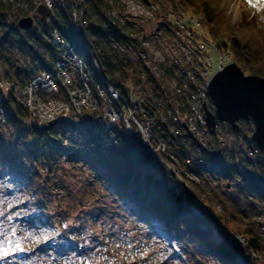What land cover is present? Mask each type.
I'll use <instances>...</instances> for the list:
<instances>
[{
  "label": "trees",
  "instance_id": "obj_1",
  "mask_svg": "<svg viewBox=\"0 0 264 264\" xmlns=\"http://www.w3.org/2000/svg\"><path fill=\"white\" fill-rule=\"evenodd\" d=\"M41 1L0 0V26H5L3 18L12 11L17 15V20L24 16L23 10L16 5H25L33 10ZM179 1L200 16L204 34L218 54L227 55V61L233 60L245 74L264 78V6L250 7L245 4L248 8V13H245L243 5H240L237 18L230 23L225 7L221 6L222 0ZM61 5L68 10L73 6L78 8L77 2L54 1L53 8L58 14L51 12L48 22L42 24L43 32L52 34L58 40V46L63 43L76 47ZM78 10V17L84 24L82 35L93 47L102 72L110 79L130 80L131 76L124 68L127 59L117 47V43L122 42L110 24L113 16H109L105 1L83 0ZM17 30L14 26L9 27L5 38L0 41V48L12 38L25 55L32 58L33 71H49L53 61L49 65L51 59L47 61L38 54L35 43L38 36L34 34L30 37L29 34L25 35L26 32L19 34ZM33 71L21 73L18 70L10 76L1 63L0 79L22 87L35 75H31ZM0 97L5 119L4 124L0 125V162L10 177V194L22 203L21 209L28 214L22 224V231L28 236V245L41 247L44 242L48 246L58 245L63 252L73 253L80 250L79 246L86 249L83 252L90 251L92 242H100L93 229L100 224L104 213L98 207L99 202L93 197V192L86 202L81 199L87 206L81 204L78 213L73 216H69L67 208L61 205L65 199L57 198L71 195L65 178L67 174L81 173L85 176V188L97 187L103 195L110 194L119 201V205L135 213L150 231L161 237L166 244L169 260L183 262L182 256L191 254L199 258L211 257L220 264H264V242L247 210V207L254 208L253 202H260L256 212L264 214L263 150L253 153L259 154L254 155V161L245 160L247 166H255L260 171L258 175L240 169L230 146L202 151L207 157L206 163L199 165L193 159L189 162L191 166L188 165V171L210 178L223 177L233 186V191L227 192L226 185L223 191L216 189V199L201 183L191 181L193 196L190 198L186 189L180 185L179 190L175 183L172 184L169 179L172 175L155 164L149 153L140 146L135 131L126 135L120 126L105 128L104 120L97 123V118H103L100 110L99 113L86 111L76 116V124H72L76 134L71 136L64 129L65 124L55 127L33 124L31 121H36L35 117L18 105L11 93L0 92ZM243 123L246 121H242L236 131L227 130L246 146V150L253 152L254 145L248 139L251 133L244 132ZM248 124L252 125L251 122ZM77 134L83 136L87 146L83 147ZM10 135L15 137L14 142L24 151L27 173L12 167L13 158L5 149ZM217 202L221 203V209L213 217L207 206L213 208ZM47 208L50 216L38 213ZM217 220L242 234L245 249L221 233L215 226ZM78 257H83L82 253ZM60 258L63 262L71 263L66 256L61 255Z\"/></svg>",
  "mask_w": 264,
  "mask_h": 264
},
{
  "label": "rangeland",
  "instance_id": "obj_2",
  "mask_svg": "<svg viewBox=\"0 0 264 264\" xmlns=\"http://www.w3.org/2000/svg\"><path fill=\"white\" fill-rule=\"evenodd\" d=\"M58 1V0H55ZM73 2H82L83 0H70ZM106 6L108 7L109 16H114L117 11L121 14H126V19L128 21L134 22L132 25H129V32L122 27L117 26L120 29L121 36L124 39V43L128 46V51L126 52L127 58H132V64H136V67L143 66L148 68L154 76V79H157V71L154 66L158 65L160 67L162 64L166 65L165 55L169 56V63L172 65H176V63L182 61V55L186 54V51L183 47L179 46L181 42V37L184 38L194 34V32L198 34H202L208 41L209 39L205 36L204 31L201 27L200 16L195 15L190 9H187L179 0H104ZM44 5L43 3H39L38 5ZM72 4V3H70ZM248 3L245 0H222L221 6L225 7L226 14L230 18V23H233L239 14L240 5H243L245 13H248L247 6ZM253 4L257 7L264 6V2L262 0H253ZM37 5V6H38ZM52 5V6H51ZM50 6L44 5L48 10L52 13L58 14V11L53 8V0L51 1ZM76 5V6H77ZM15 6V5H14ZM37 6L33 9H35ZM71 6V5H70ZM17 8L22 9L24 12V16H29L33 20V24L30 30H17L22 34V32H26L25 35L38 36V42L36 41V48L38 54L46 59L48 64L50 65L53 59L57 56L59 52V46L57 44L58 40L54 39L52 34L48 35L43 32V27L41 22L39 21V15L37 12L31 13L25 12V5L18 6ZM75 6L70 7L69 9H73ZM78 7V6H77ZM29 10V8H28ZM27 11V10H26ZM190 16H193L198 20L199 25L196 29L194 25L193 33H178L177 24L178 21H186L185 24L188 26V19ZM17 15L15 12H11L9 15L3 18L4 27L0 26V41L5 38V32L9 29V27H16ZM48 22V20H47ZM160 22H165L169 29L162 28L158 30V24ZM168 22H171L168 24ZM41 25V26H40ZM127 29V27H126ZM27 31L29 33H27ZM194 37V36H193ZM199 37V36H198ZM202 40V37L200 38ZM135 40H139L141 42L142 51L139 46L135 44ZM8 42L0 48V64L2 63L3 68L10 76L14 74V72L21 70V73H29L32 70V58L30 56L25 55L23 50L18 47L16 42L11 38L7 40ZM210 42V41H209ZM190 53L191 50H188L187 53ZM132 55V57H130ZM221 54L212 53L213 57V67L210 69L209 73L211 76L216 72L217 68L214 66V63H217L218 57ZM224 55V54H222ZM134 56V57H133ZM151 59V60H149ZM145 61V64H142L140 61ZM154 60V61H153ZM233 61V60H232ZM139 63V64H138ZM154 63V64H153ZM52 66V65H51ZM72 68V67H71ZM71 70V69H70ZM144 71V69L142 70ZM72 73V72H69ZM38 74V72L33 71L31 75ZM143 74V73H140ZM245 74V73H244ZM248 75V74H245ZM145 75L141 78V80L145 79ZM73 88V87H72ZM148 90V89H147ZM151 90V89H150ZM148 90V91H150ZM154 93V91H152ZM74 94V92H72ZM44 95L48 96H56V98H61V101H66V97L62 96L58 89L48 88ZM209 110V108H206ZM39 111L40 108L37 107ZM99 112L104 116L105 110L103 105L99 103L95 110L87 111V112ZM86 112V110H82L81 114ZM98 112V113H99ZM210 112L213 113L211 110ZM204 118V116H203ZM66 120V119H65ZM104 119L102 116L97 118L95 121L100 123ZM33 124L39 125L38 122L32 120ZM65 123V122H64ZM241 122L238 123V127ZM249 121L242 124L243 130L245 133H251L252 125H249ZM4 124L3 121L0 120V125ZM76 124V123H75ZM114 126V125H113ZM107 124L105 123V128ZM227 124H223L222 122H217V128H215L216 134L207 136H202L200 139H196L197 143L191 144V156L192 160L198 161V164H205L207 161V157H205L198 149L199 147H206V149L217 150L218 147L230 146L231 149L234 150L233 157L236 159V162L240 164V169L242 171L248 172L253 175H258L260 171L256 169L255 166H247L245 160L254 161L256 157L250 150H246V146L242 145L239 139H236L234 135H231L227 132ZM69 129V128H68ZM68 135H75V129L71 128L69 131L65 129ZM13 135V131L11 132ZM126 134V132L124 131ZM190 133H186V137L191 140L192 136H188ZM12 135L10 140L6 142V151L8 155L10 154L13 158V168L19 170L20 172L27 173V169L25 168L26 158L24 156V151L21 147L14 142L15 137ZM130 135V134H126ZM191 135V134H190ZM201 135V134H198ZM80 138L83 147L87 146L86 140H84L83 136L77 134ZM139 139V136H138ZM216 139V140H215ZM219 142L217 143L216 141ZM235 141V142H234ZM140 146L147 151L146 147H143L140 143ZM103 145V142H101ZM198 145V146H197ZM104 148V147H103ZM228 151V149H227ZM148 152V151H147ZM229 154V152H228ZM176 155V154H175ZM91 156V154L89 155ZM150 156V154H149ZM151 158V156H150ZM155 158V157H154ZM182 168L180 169V175H182V179L184 183L181 182V179L174 177V174L171 173L167 168L158 165L155 161L158 159H152L155 164L166 169L173 177L170 176V182L172 184L175 183V186L179 190H181L182 185L186 191L189 193V197L192 196V191L190 189V182L201 183L204 188L207 189V192L211 197L216 198L215 191L216 189L224 190V186L226 185L228 188H225L227 192L232 193L233 186L227 183V180L223 177L210 178L205 175H198L197 173L190 172L188 165L191 166V163H184L178 157ZM201 160V162H199ZM158 161V160H157ZM160 161V160H159ZM194 162V161H193ZM65 178H67L68 188L71 190V195H66V197L58 196L57 198L65 199L64 202L61 203L62 207L67 208V213L69 216H73L78 213V210L81 208V204L85 205L87 201V197L91 196L93 192V197L96 198L99 202L98 207L103 210V216L100 224L93 229L95 233H97L100 238V242L94 244L92 242V250L83 252L86 250L85 248H79L77 252H63L58 245H50L45 244L44 242L41 244V247H44L45 251L41 249L40 245L30 246L27 241V233L22 231V224L28 218V214L21 209L22 203L15 199L13 194H10V177L8 172L3 168L2 163L0 162V264H68L67 261L63 262L61 260V255L66 256L68 261H71L70 264H220L216 260L211 257H196L193 255H183L182 261H172L169 260L167 251H165L166 244L164 240L159 237L155 232L150 231L149 228L143 224L140 217H138L135 213L127 211L121 205H119V201L116 198L107 194H102L100 188L87 187L83 184L85 182L84 174H67ZM66 180V179H65ZM83 188V196L81 195L80 189ZM82 196V197H81ZM196 198V197H195ZM84 199L85 202H83ZM217 199V198H216ZM80 200V201H79ZM44 202V201H42ZM200 203V201H198ZM82 205V207H83ZM203 207L204 203L201 204ZM87 206V205H85ZM260 206V202H253V209L247 207V210L252 214L251 217L255 222L256 227H258V234L262 241L264 242L263 231L261 232L258 224V213L256 212L257 208ZM212 212L213 217L216 216V213L221 209V203L217 202V204L210 208L207 206ZM71 209V210H70ZM70 210V211H69ZM69 211V212H68ZM44 216H50L48 214V208L46 210H42L38 212ZM50 213V212H49ZM24 214V215H23ZM211 215V216H212ZM257 220V221H256ZM28 222V220H27ZM41 222V221H39ZM26 223V222H25ZM30 223V222H28ZM42 223V222H41ZM215 226L218 227L224 225V223L220 222V220L215 221ZM218 224V225H217ZM38 225V224H37ZM39 227V226H38ZM228 226H226L227 228ZM229 228V227H228ZM231 228V227H230ZM232 229V228H231ZM42 231L41 229H38ZM221 230V229H220ZM219 230V231H220ZM221 232V231H220ZM223 235L224 233L221 232ZM242 234L240 232H234ZM31 234V233H29ZM226 236V235H225ZM233 243L236 238H231L230 236H226ZM239 237V236H238ZM243 237V236H242ZM241 239V238H240ZM244 239V237H243ZM242 239V241H243ZM245 240V239H244ZM239 244L241 248L245 249V242L242 243L241 240ZM40 247V248H39ZM56 253L61 255H56ZM82 253L83 257H78V254ZM27 254V256H26ZM252 256L259 259L254 254ZM80 258V259H79ZM262 261V260H261ZM264 263V261H262Z\"/></svg>",
  "mask_w": 264,
  "mask_h": 264
},
{
  "label": "built area",
  "instance_id": "obj_3",
  "mask_svg": "<svg viewBox=\"0 0 264 264\" xmlns=\"http://www.w3.org/2000/svg\"><path fill=\"white\" fill-rule=\"evenodd\" d=\"M51 1L42 0L41 3L50 6ZM80 4L81 2L78 3V8ZM61 6L67 28L77 46L61 43L51 70L34 75L22 87L0 79V92L11 93L18 105L35 117L40 125L55 127L65 124L64 129L68 131L70 128L72 130V124L76 123V116H79L82 110L93 111L101 103L105 110L103 117L107 127L120 125L126 134L135 131L151 158L153 160L158 158V161H155L158 165L165 166L174 177L180 178L184 183L182 175L179 174L182 166L176 156L184 163H189L192 160L191 144L197 143V138L200 139L202 136L208 138L211 135L203 116L204 107L213 111L206 88L211 78L209 71L212 70L214 62L212 53H217V50L202 34L194 32L193 27L195 25L197 29L198 20L190 16L188 26L185 24L186 21H178L176 26L178 33L194 34L192 37L190 35L181 37L179 46L186 51V54L182 55V61L172 65L169 63L170 57L165 55L166 65L162 64L158 68V65L154 66L157 71L156 80L148 68L144 65L136 67L137 63L132 64V58L126 57L129 48L117 27L121 25L112 21L110 24L122 42L117 43L118 50L127 59L124 68L131 76L130 80L123 82L110 79L102 72L93 47L82 35L81 29L84 24L78 17L80 12L78 8L68 10ZM24 11L35 13V9L24 8ZM163 23V28L169 29L167 24ZM125 30L129 32L130 29L127 27ZM135 44L142 51L141 42L136 40ZM188 50L191 52L187 53ZM227 60V55H220L217 63H214L216 71L221 70ZM140 62L145 64V61ZM144 75L145 79L141 80ZM48 88L58 89L62 96L66 97V101H61V98L56 96L44 95ZM37 107L40 108L39 111ZM2 113L0 107L1 121ZM186 133L191 134V140L186 137ZM198 148L206 149L199 146ZM258 223L264 235V215L260 216ZM219 225L218 228L224 235L236 238L234 244L242 246L239 242L241 240L244 243L245 240L240 234L234 233L231 228H226L222 224Z\"/></svg>",
  "mask_w": 264,
  "mask_h": 264
},
{
  "label": "water",
  "instance_id": "obj_4",
  "mask_svg": "<svg viewBox=\"0 0 264 264\" xmlns=\"http://www.w3.org/2000/svg\"><path fill=\"white\" fill-rule=\"evenodd\" d=\"M36 10L41 24H46L51 11L41 4ZM32 24L31 17L23 16L17 20L16 27L25 31L30 30ZM206 90L214 107L213 113L204 108V122L208 132L215 133L217 122L226 123L235 131L240 121H249L252 123V132L248 139L256 148L264 151V78L245 75L231 60L211 76Z\"/></svg>",
  "mask_w": 264,
  "mask_h": 264
},
{
  "label": "bare ground",
  "instance_id": "obj_5",
  "mask_svg": "<svg viewBox=\"0 0 264 264\" xmlns=\"http://www.w3.org/2000/svg\"><path fill=\"white\" fill-rule=\"evenodd\" d=\"M112 21H114L115 23H117V24H119V25H121V27H123L124 29L126 28V27H129V25H132L134 22H131V21H128L127 19H126V14H121V13H119L118 11H117V13H116V15L115 16H113V18L111 19ZM164 27V23L163 22H161L159 25H158V29H161V28H163ZM135 42H136V40H135ZM138 42V41H137ZM250 214H252L251 212H250ZM264 214H258V216H263Z\"/></svg>",
  "mask_w": 264,
  "mask_h": 264
},
{
  "label": "snow or ice",
  "instance_id": "obj_6",
  "mask_svg": "<svg viewBox=\"0 0 264 264\" xmlns=\"http://www.w3.org/2000/svg\"><path fill=\"white\" fill-rule=\"evenodd\" d=\"M245 2L248 3L250 7L255 6L253 0H245ZM262 2H264V0H262Z\"/></svg>",
  "mask_w": 264,
  "mask_h": 264
}]
</instances>
